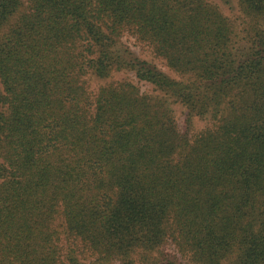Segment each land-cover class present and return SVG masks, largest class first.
Wrapping results in <instances>:
<instances>
[{
	"label": "trees",
	"instance_id": "trees-1",
	"mask_svg": "<svg viewBox=\"0 0 264 264\" xmlns=\"http://www.w3.org/2000/svg\"><path fill=\"white\" fill-rule=\"evenodd\" d=\"M221 7L0 0V264H264V0Z\"/></svg>",
	"mask_w": 264,
	"mask_h": 264
},
{
	"label": "rangeland",
	"instance_id": "rangeland-1",
	"mask_svg": "<svg viewBox=\"0 0 264 264\" xmlns=\"http://www.w3.org/2000/svg\"><path fill=\"white\" fill-rule=\"evenodd\" d=\"M217 1L220 6H222V10L224 14L230 18L231 21H233L235 24L237 23V16H239V7H238V0H232V5H223V3L220 0ZM127 45H129L131 48H133L134 51L142 55L143 58H146L149 61L154 62L161 70H163L165 73H168L172 75L173 77L178 78L177 74H175L173 71H171L165 64L164 61L154 58L152 53L147 49L144 48L142 45H136L133 39L126 38L124 39ZM122 80H129L135 84H137V80L129 75L124 73H118L115 74L111 79H107L106 81H99L97 79H91L89 81V88L92 91H97L100 86H103L108 83L116 82V81H122ZM143 91L151 93L152 87L149 85H142ZM175 111V116L177 119V122L179 124L180 129L187 130L188 124L186 123V108L182 106L181 104H175L172 106ZM207 126V123L205 121L199 120L198 118L194 119V126L191 131V134H196V132L203 130ZM153 256L155 258L162 259L163 257L172 258L174 261L180 263V264H188V258L181 256L173 246L167 245L159 252H154Z\"/></svg>",
	"mask_w": 264,
	"mask_h": 264
}]
</instances>
